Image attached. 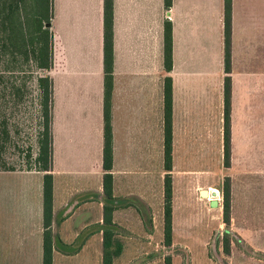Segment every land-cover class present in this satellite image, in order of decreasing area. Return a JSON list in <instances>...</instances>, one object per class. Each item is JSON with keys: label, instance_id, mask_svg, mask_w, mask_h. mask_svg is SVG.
<instances>
[{"label": "crops", "instance_id": "0c3cea01", "mask_svg": "<svg viewBox=\"0 0 264 264\" xmlns=\"http://www.w3.org/2000/svg\"><path fill=\"white\" fill-rule=\"evenodd\" d=\"M112 12L107 198L103 0H51L53 61L45 75L52 81V264H101L107 205L122 245L113 264L127 249L164 248L165 77L172 88L171 247L205 246L199 232L223 225L221 204L205 199L220 196L226 177L233 183L237 156L245 164V151H264V0H231L229 168L223 166L224 0H171L169 8L164 0H113ZM43 176L37 168L0 170V264H42Z\"/></svg>", "mask_w": 264, "mask_h": 264}, {"label": "trees", "instance_id": "16d2710c", "mask_svg": "<svg viewBox=\"0 0 264 264\" xmlns=\"http://www.w3.org/2000/svg\"><path fill=\"white\" fill-rule=\"evenodd\" d=\"M171 0H164V7L169 8ZM113 0H103V190L107 198L112 195V166L110 102L112 92L113 71ZM51 18V0H0V82L3 79L1 64L8 56L11 62L31 60L38 72H48L52 67V34L49 30ZM231 0H224V71L226 77L223 84V166L230 167L231 158ZM163 67L169 72L172 67L171 25L163 26ZM39 91L40 118L42 132L38 138V154L35 158L36 168L43 176V255L42 264H52V197L53 184L51 175V98L52 81L47 75L36 79ZM15 91H18V88ZM9 137L7 121L0 115V142ZM172 142V88L171 79H163V237L164 245L169 247L172 237V186L170 172ZM1 149V145H0ZM1 158V154H0ZM0 170L5 169L0 162ZM222 221L225 226L230 222L231 183L226 177L222 188ZM111 206L104 208V230L101 264H113L114 258L122 252V245L114 240L112 230ZM226 233V232H225ZM225 255H229L230 240L225 237L222 242ZM164 264H171L169 257Z\"/></svg>", "mask_w": 264, "mask_h": 264}, {"label": "rangeland", "instance_id": "374dc122", "mask_svg": "<svg viewBox=\"0 0 264 264\" xmlns=\"http://www.w3.org/2000/svg\"><path fill=\"white\" fill-rule=\"evenodd\" d=\"M5 59L1 64L0 115L7 121L9 137L0 142V162L5 169H33L42 132L36 79L45 72H38L30 59L19 58L16 63L10 56ZM259 144H263L262 139ZM244 154L245 164L237 156L239 160L228 171L233 179L229 225L199 232L206 238L203 248L148 247L134 254L127 249L116 264H164L167 257L171 264H264V151ZM209 198L206 203L215 200L222 206L221 193ZM220 212V223L216 221L218 211L213 212L217 224L223 223L222 207ZM225 237L230 240L228 256L222 248Z\"/></svg>", "mask_w": 264, "mask_h": 264}, {"label": "built area", "instance_id": "2783aa9c", "mask_svg": "<svg viewBox=\"0 0 264 264\" xmlns=\"http://www.w3.org/2000/svg\"><path fill=\"white\" fill-rule=\"evenodd\" d=\"M209 199H211V198H209Z\"/></svg>", "mask_w": 264, "mask_h": 264}]
</instances>
